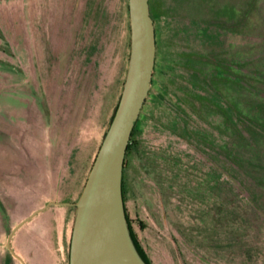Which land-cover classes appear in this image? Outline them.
I'll use <instances>...</instances> for the list:
<instances>
[{
    "label": "rangeland",
    "instance_id": "rangeland-1",
    "mask_svg": "<svg viewBox=\"0 0 264 264\" xmlns=\"http://www.w3.org/2000/svg\"><path fill=\"white\" fill-rule=\"evenodd\" d=\"M148 3L156 62L135 130L140 125L125 156L128 221L151 264H264V0ZM127 9V0H0V100L28 112L34 134L49 123L50 60L59 65L61 59L53 36L57 24L62 17L80 22L76 33L71 27L69 40L64 26L60 44L63 49L70 45L72 59L65 87L56 94L61 97L56 107L60 122L80 119L73 147L77 165L62 181L66 203L79 198L86 180L81 177L93 163L121 93L129 59ZM12 13L19 16L21 35L12 33L8 39L1 15ZM191 73L204 77L206 87L234 114L230 123L220 107L212 111L203 103L204 118L218 131L214 146L220 155L210 176L209 163L195 150L198 138L208 134H194L200 125L187 117L190 133L184 138L181 126L172 125V97L161 95L172 93L199 115V102L184 83ZM66 146L63 142L58 149ZM232 165L244 177L235 176ZM52 197L49 193L26 209L20 203L19 220ZM221 211L231 214V221L221 222ZM64 214V208L49 207L16 232L14 243L25 261L14 263L68 264L75 210L65 219ZM240 215L245 223L239 222ZM12 216L0 203V241L11 229ZM216 217L221 220L213 222ZM0 264L13 263L2 252Z\"/></svg>",
    "mask_w": 264,
    "mask_h": 264
},
{
    "label": "flooded vegetation",
    "instance_id": "flooded-vegetation-1",
    "mask_svg": "<svg viewBox=\"0 0 264 264\" xmlns=\"http://www.w3.org/2000/svg\"><path fill=\"white\" fill-rule=\"evenodd\" d=\"M62 18L63 19L61 20V24H57L56 31L53 34L55 43L57 45L56 51L57 54L60 55L61 59L59 65H57V59L55 63L53 60H50L52 68V71L50 72V85L52 94L50 98L51 102L48 103L50 104L48 125L43 128L39 134H34L33 125L26 120L27 117H29L28 112L26 113L18 107L9 106L6 101L0 100V203L6 208V210L13 213L12 221L9 226L11 227V229L6 234L4 233L5 231L2 233L3 237L0 241V254L2 255L3 252V256H7L13 264H15L14 261L19 262L21 259L25 261L23 255L19 252L17 244L14 243V236L16 232H18L25 224L29 223L32 218L36 217L40 213L46 211L49 207L64 208V212L66 213V215L64 214L63 219L66 218L69 210H75L72 205L73 203H66L65 199H63L66 194L63 191L64 187H62V181L66 178L69 169L71 168L72 170L74 169L72 168L73 165H77V161L73 156V147L76 146V138L78 135L77 129L79 128L80 119H75L72 117L69 118L64 124L60 122L59 112L57 116V111L59 109L56 110V107L60 104L61 97H57L56 94L60 95V92H62L65 87L64 79L69 72V63L72 59L70 55L72 53L70 45L66 43L67 45H65V49H63L62 45L60 44L63 42L64 26L69 27V36L67 38V40H69L72 35V33H70L72 30L71 27H73V30L76 33L78 31L80 22L75 17L67 21L64 17ZM1 22L2 27H4V33L6 34V37L8 39L9 37L12 38V33H16L18 35V38L20 37L19 35H21V27L18 24L20 22L18 15L14 13L9 16L2 14ZM51 59L53 58L51 57ZM155 62L156 59L153 62L152 79L155 69ZM191 63L194 64V62ZM233 64L234 62L232 61V64L230 65L231 69H233ZM198 75H196V73L189 74L188 77L190 78V80H186V82L184 83L189 96L195 99V101L199 102V111L197 112L200 116L195 115L193 111L188 110L182 104L183 101L181 99H178V97H175V95H173L172 93H168V91L164 90L161 91V95L165 96L168 94L172 97L173 106H168V111L173 118L172 125L181 126V133L185 135L184 138H187V136L189 135L188 133H190V131L188 130L187 117L195 120V122L200 125L199 130H192L194 134H196L197 136L200 132L208 134V137H206V139L204 140L198 138V140L196 141L197 144L195 150L198 151V156L202 161H206L209 163L210 167L208 168L207 174L210 176V173L215 174L214 169L216 168V160L220 155L216 152L217 148L214 146L215 142L217 141L218 131H216V129L214 128L213 122H210L209 117L205 116L204 118L205 114L202 112L203 103H205L207 109H210L212 111H215L213 109L214 107H220L227 115V119L230 121V123H234V114H232L229 106L221 104L219 96L215 92V90L206 87L203 81L205 80V78L203 77V79H201ZM208 77L210 80H212L211 83L214 86L216 82L213 80V76L210 75ZM229 77L231 80H233V76L231 73L229 74ZM152 79L150 80V87L152 86ZM77 102L79 101L76 99L75 104ZM186 103L189 102L186 101ZM143 107L144 103L142 105V108ZM141 110L140 114L142 112ZM176 110H178V112H180L181 114H179ZM140 114H138L137 121H139ZM202 118L204 119V121L202 120ZM137 121L134 125L132 133L137 131V129L139 128L140 123L135 130ZM156 128H158V126ZM178 139H181V137H178ZM247 139L251 140L249 136L247 137ZM63 142L68 143L70 146L69 148L68 146H66L62 151V149L60 150L58 148ZM223 148L226 147L223 146ZM232 166L234 167L232 168V171L235 176L240 175L241 177H244V174L240 172V170H237L236 166ZM69 174L70 173H68V175ZM72 174L73 172L71 173V175ZM217 178L219 182L223 181L220 180L219 176ZM225 183L227 184L228 182L226 181ZM49 186H53V188L49 189ZM49 193H51L53 197L52 199L45 200V206L42 209L38 210L36 209V207H34L25 215L24 218L19 220L20 214H18L17 212V208H19V206L23 205L25 207L24 209H26L27 207H29L32 201L44 199L49 195ZM219 215H221L223 219L221 220L219 217H216L213 222H218L221 220V222L227 221L228 223V221H231V218L229 219L228 217L232 216L231 214L229 215L227 212L221 211V214ZM240 217L242 218H239V222L245 223L243 218L244 215H240ZM131 230L133 234H135L132 227ZM135 239L138 242L136 236ZM68 251L69 245L66 251L67 261ZM139 251L144 257L145 262L147 264H151L149 258L145 254V251L143 249Z\"/></svg>",
    "mask_w": 264,
    "mask_h": 264
},
{
    "label": "water",
    "instance_id": "water-1",
    "mask_svg": "<svg viewBox=\"0 0 264 264\" xmlns=\"http://www.w3.org/2000/svg\"><path fill=\"white\" fill-rule=\"evenodd\" d=\"M129 59L116 108L75 208L68 264H146L126 221L121 190L126 148L150 89L155 60L148 0H127Z\"/></svg>",
    "mask_w": 264,
    "mask_h": 264
},
{
    "label": "trees",
    "instance_id": "trees-1",
    "mask_svg": "<svg viewBox=\"0 0 264 264\" xmlns=\"http://www.w3.org/2000/svg\"><path fill=\"white\" fill-rule=\"evenodd\" d=\"M151 17V16H150ZM115 108H116V106L114 107V109H113V113H114V111H115ZM113 113H111V115H110V118H109V121H110V119H111V117H112V114ZM131 136H132V132H131ZM130 146H131V137H130V141H129V144H128V147L126 148V152H125V156H126V153H127V151H128V149L130 148ZM124 165H125V162H124ZM124 168V167H123ZM123 168H122V183H121V190H122V196H123V207H124V211H125V215H126V221H127V223H128V227H129V230H130V233H131V238H132V240H133V242H134V245H135V247H136V249L138 250V252H139V256L142 258V260L145 262V260H144V257L141 255V252L139 251V250H142L141 249V247L139 246V243L136 241V239H135V234H133V232H132V230H131V226H130V223H129V221H128V215H127V212H126V209H125V206H124V200H125V198H124V191H123V183H124V181H123ZM256 185H258V184H256ZM256 187H261V185H258V186H256ZM146 263V262H145ZM147 264V263H146Z\"/></svg>",
    "mask_w": 264,
    "mask_h": 264
},
{
    "label": "crops",
    "instance_id": "crops-1",
    "mask_svg": "<svg viewBox=\"0 0 264 264\" xmlns=\"http://www.w3.org/2000/svg\"><path fill=\"white\" fill-rule=\"evenodd\" d=\"M80 168H82V167H80ZM88 168H86L85 167V170H84V176L83 177H81V178H84V180L86 179V177H87V170ZM123 170H124V168H123ZM83 172V171H82ZM77 175V174H76ZM80 175V174H79ZM123 191H124V198H125V189H124V184H123Z\"/></svg>",
    "mask_w": 264,
    "mask_h": 264
}]
</instances>
